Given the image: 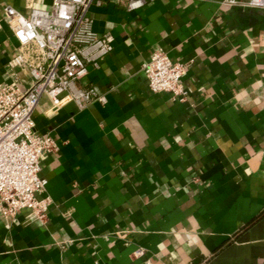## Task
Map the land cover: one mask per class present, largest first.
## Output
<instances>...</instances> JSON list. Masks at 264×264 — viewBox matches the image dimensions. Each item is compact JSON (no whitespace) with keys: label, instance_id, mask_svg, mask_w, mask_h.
<instances>
[{"label":"crops","instance_id":"crops-1","mask_svg":"<svg viewBox=\"0 0 264 264\" xmlns=\"http://www.w3.org/2000/svg\"><path fill=\"white\" fill-rule=\"evenodd\" d=\"M222 1L90 6L113 48L79 84L105 101L50 113L41 98L49 205L0 217V264H264V6ZM6 5L24 0H0V82L16 46ZM155 50L185 64L183 99L149 89Z\"/></svg>","mask_w":264,"mask_h":264},{"label":"built area","instance_id":"built-area-1","mask_svg":"<svg viewBox=\"0 0 264 264\" xmlns=\"http://www.w3.org/2000/svg\"><path fill=\"white\" fill-rule=\"evenodd\" d=\"M126 10L142 7L146 0H118ZM100 0H50L36 6L24 0L23 10L4 6L3 19L16 40L0 82V217L11 218L22 209L42 219L49 198L39 197L47 179L40 174V161L57 148L49 134L34 129L33 113L43 96L48 110L55 113L67 103L83 108L105 97L94 87L79 84L89 67L97 68L113 48L110 34L92 28L89 8ZM223 4H242L223 0ZM248 4L264 6V0ZM143 72L152 92H169L183 99L180 78L185 64L172 60L162 50L153 51L143 63ZM21 75L28 78L21 82ZM138 250L136 254H140Z\"/></svg>","mask_w":264,"mask_h":264}]
</instances>
